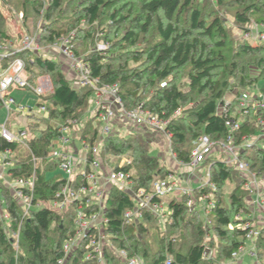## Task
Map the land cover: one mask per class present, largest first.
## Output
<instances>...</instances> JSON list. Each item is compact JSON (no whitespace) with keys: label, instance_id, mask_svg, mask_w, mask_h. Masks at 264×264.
Instances as JSON below:
<instances>
[{"label":"trees","instance_id":"trees-1","mask_svg":"<svg viewBox=\"0 0 264 264\" xmlns=\"http://www.w3.org/2000/svg\"><path fill=\"white\" fill-rule=\"evenodd\" d=\"M0 1L23 15L25 34H37L41 48L73 33V53L83 59L90 76L100 84L117 85L124 110L141 105L152 116L168 121L165 130L170 136L169 149L175 161L182 164L189 163L199 137L226 141L225 121L230 116L220 115L218 107L226 96L249 89L264 77V39L255 44L240 39L233 41L217 12L222 7H232L233 23L241 32H248L254 22L264 37V0H212L210 5L208 0H19L13 7L14 0ZM37 20L41 25L28 30L27 23ZM5 26L0 11V44L12 41L16 45L18 39L12 40ZM151 31L156 38L143 45V39ZM99 34L108 48L85 49L86 44L98 40ZM111 48L118 51L112 52ZM16 58L24 62L31 85H35L38 77L49 76L52 93L42 97L38 104L45 106L43 118L27 126V147L0 138V153L12 151L7 159L11 166L0 179V212L7 214L8 229L17 234L16 240L8 236L0 220V264H59L62 260H65L63 264H96L94 260H84L86 240L66 259L63 244L74 236L77 206H82L87 217L98 213V206L88 199L74 202L62 211L47 206L67 185L61 175L47 178L49 172L59 167L51 159L52 144L60 135L58 126L85 118L92 91L73 89L56 61L29 52L16 53L8 61ZM245 59L255 60L252 64L259 71L256 77L248 74ZM128 62L135 66L129 67ZM182 76L186 78L185 84H181ZM99 125L97 116H92L77 133L79 142L90 150L97 141ZM257 129L255 121L247 119L235 132L234 144L240 145L243 138L253 137ZM149 143L141 133L112 134L103 139L100 152L103 164L126 173L132 191L143 190L145 195L152 193L156 180L173 173L150 153ZM239 158L256 178L264 181V150L246 147ZM91 160L88 153L87 161ZM122 160L127 162L124 166L119 165ZM204 166L211 187L194 188L192 199L197 202L202 196H214L213 207L205 218L208 223L200 220L198 210L187 208L189 197L179 199L180 196L174 195L166 204L164 231L171 233L189 227L191 235L184 244V236L170 239L163 236L155 246H150L147 225L159 222L158 219L142 211L139 221L125 224L124 215L134 209V203L128 193L113 186L102 212L103 232L112 246L124 250L128 258L139 257L142 264H214L217 258L223 264H244L233 261L232 254L245 246L252 221L245 179L213 157L207 158ZM18 179H33L31 207L26 212L5 185ZM85 185L84 179L77 176L70 189L74 191ZM227 185L234 187L226 194L223 189ZM162 200L153 197L151 201ZM209 233L217 238V244L213 240L208 245L203 242ZM252 246L253 257L260 261L264 253V227L259 228ZM207 248L213 250L209 259ZM104 261L125 264L106 247Z\"/></svg>","mask_w":264,"mask_h":264},{"label":"built area","instance_id":"built-area-1","mask_svg":"<svg viewBox=\"0 0 264 264\" xmlns=\"http://www.w3.org/2000/svg\"><path fill=\"white\" fill-rule=\"evenodd\" d=\"M22 16L23 15L20 13L19 17L22 18ZM251 34L255 36V41L257 42L264 39L263 35L259 33L258 26H255L254 32L252 31ZM72 37L73 33L68 37L56 40L46 48L39 47L37 34L33 36H22L16 45L13 44L12 41L0 44V106L6 114L4 122L0 124V138L7 143H16L27 147V141L29 139L27 127L18 130L16 134L13 133L8 127L11 116L13 114H26L41 119L46 112L44 105L31 108L17 102L15 98L10 95L11 91H30L33 95L37 96L39 100L52 93V83L49 76H40L36 79L35 85H31L28 82L24 62L19 58L12 61H8V59L14 54L20 52H29L40 56L44 53L49 54L50 52V54H52L51 52H57L67 61L68 68L74 75V84H71L73 89L88 88L92 91L94 106L92 114L93 116H97V121L102 126L99 128L97 141L91 150L81 143L85 152V157L83 160H80L79 170L75 167L77 158H75L74 155L72 156L67 152H59L57 150H53L51 154V159L57 161L59 164L58 170L67 176L65 177L67 185L56 194L55 199L47 206L54 210L62 211L74 202H81L83 199H88V201L95 203L99 208L98 213L87 217L82 206H77L74 221V236L63 244L65 259L83 240H86L87 244L85 248L87 252L84 255L85 261L94 260L96 261V264H105L104 248L106 247L108 251L112 252L116 258L125 264H142V260L139 257L135 256L128 258L127 253L124 250L115 249L108 236L103 232V223L105 221L102 212L104 210L107 194L111 187H118L128 193L134 203V209L127 211L124 215L125 224L139 221L141 219L142 211L150 212L159 222L165 223L166 217L164 218V215L166 212L163 209L162 202L153 203L151 200L153 197L163 199L164 196L170 193L191 198L186 203V206L189 210H192L195 206L194 200L192 199L194 188L190 186L189 180L183 181L178 175L171 173L164 179L156 180L153 183L151 194L145 195L143 190L133 192L126 173L120 170L115 171L111 167L102 163L100 152L102 150L103 139L112 134L119 135L118 127L117 129L114 127V121L120 123H132L136 126L147 128L151 133L160 134L162 137L165 136L168 142V153L170 157L174 159V156L169 149L170 136L165 130L168 121H161L157 117L152 116L148 111L143 110L141 105L132 110H124L121 99L118 96L117 85L108 86L100 84L98 79L90 76L88 65L81 57H78L73 53L71 45ZM48 49L49 51H47ZM54 55L55 54H52L51 57L48 55L47 59L56 61L54 60ZM241 92L237 91L231 98L224 99L223 103L218 107L220 115L230 116V118H227L225 121V126L228 130L226 141L215 142L211 141L206 136H201L195 142V148L191 153L189 163L182 164L175 162L179 167L187 168L191 172H201L202 175L205 172V177H201L197 188L211 187L208 182V169L204 166L206 159L213 157V154L215 153L219 155H228L229 159L224 163L237 170L243 176L245 179L244 189L249 192L250 200L254 203L256 208L264 214V181L256 178V176L249 171L247 165L239 158L240 152L246 147H259L258 143H262L260 149L264 148V94H248ZM234 112L236 115L232 116ZM247 119H253L255 121V124L258 127L257 132L253 137L243 138L240 145H235L234 134ZM82 126L83 124L81 125V121L77 120L67 122L66 126H58L60 135L56 142H58L61 147H65L70 142L69 138H77V133ZM129 133L132 132H128L127 134ZM252 138L254 141L249 142V139ZM88 153H90L92 157L90 162L87 161ZM11 154L12 151L10 149L0 153V165L5 169L11 166V164L7 162V159ZM126 163L125 160H122L119 162V165L124 166ZM102 166H105L107 171H104L101 168ZM75 170L76 172L79 171V175L77 176H81L86 182V185L72 191L70 189V184L77 176L73 180H70V176ZM0 179H2V174H0ZM99 180L102 181L101 185L97 184V181ZM5 185L11 190L13 196L22 206L24 212L28 211L31 207L33 179H18L9 183L5 182ZM108 187L109 189H107ZM202 200L203 199L201 198V201ZM207 203L208 204L202 209L205 216L208 214L209 209L213 207V203ZM0 220L7 223V214H0ZM258 234L259 228L251 225L246 235V240L252 244ZM241 250L242 248L239 249L237 253L232 254L233 261H236L239 258ZM248 254L254 256L253 246ZM63 261L64 260L60 261L59 264H63Z\"/></svg>","mask_w":264,"mask_h":264},{"label":"rangeland","instance_id":"rangeland-1","mask_svg":"<svg viewBox=\"0 0 264 264\" xmlns=\"http://www.w3.org/2000/svg\"><path fill=\"white\" fill-rule=\"evenodd\" d=\"M209 1V5L213 2L212 0H208ZM19 2V0H14L13 3H11V6L13 7L15 4H17ZM11 7V8H12ZM211 7H213V10L215 9L214 6L211 5ZM232 7H222L220 9H215L217 10L219 16L224 20L225 22V25L229 31V33L231 34L232 36V39L233 41H238L239 39L240 40H244V41H247V42H250L251 44H255L257 41H255V36L251 34V32L253 31L254 32V28L256 26V24L253 22L251 24V27L249 29L248 32H241V30H239L233 23V17H232ZM0 11L3 13L4 17H5V24H6V31L8 32V35L12 38V40H17V43L19 42V40L21 39L22 36L26 35L25 32H26V29L27 27L23 26V21H22V18L19 17V13H18V10L15 9L14 7L12 9H10L7 5H4L1 3L0 1ZM18 13V14H17ZM41 25V22L40 20H37V21H33V24L32 23H27V26H28V30L32 29V27H35L36 29L38 28V26ZM259 30V28H258ZM103 36H101V34H99V37H98V40H96L92 45L91 44H86L85 46V49L86 48H95V49H104L106 50L108 47L106 46V42H104L102 40ZM156 38V35L154 34V32H150L148 36H146V38H144V42L145 44L143 45H146V43H150L151 41H153L154 39ZM235 43V42H234ZM233 43V45H234ZM85 49H82L83 51H85ZM87 49V50H88ZM113 49V48H111ZM86 50V51H87ZM49 51V49L47 50ZM85 51V52H86ZM118 50H114L112 52H117ZM84 52V53H85ZM48 53H44L42 54V56L44 58H47L48 57ZM245 62L243 63H248L247 66H248V74L254 78L256 77V75H258V69L256 68L255 64H252L254 63V59H245L244 60ZM250 63V64H249ZM128 66L129 67H134L135 64L133 62H128ZM186 82V78L184 76H182V80H181V84H185ZM14 91H18V90H14ZM14 91H11V92H14ZM10 92V94H11ZM24 92L26 93V96L23 97V101L26 103H29L30 105L32 106H35V101H38L39 98H37V96L33 95L32 92L30 91H18V92H15L16 94V98L15 100L17 102H19V100H21L22 98V93L24 94ZM264 92V77L260 78L255 84H253V86L249 89H246L244 91H242L241 93H248V94H259V93H262ZM30 94L32 97L30 100L26 101L25 97L28 96V94ZM235 92L231 93L230 95L226 96L224 99H229L232 97V95L234 94ZM13 97V96H12ZM22 101V100H21ZM94 109V106H93V96H91L90 98V103H89V106L87 108V111L85 113V118L81 121V125L84 124V122H86V120H88L90 117L93 116L92 114V111ZM236 113L234 112L232 114V116H235ZM242 119V118H240ZM5 120V111H3L1 109L0 111V124H2ZM101 126V124L99 125ZM102 127V126H101ZM13 133H17V130H12ZM118 133L119 135H126L127 133L125 132V128H121L118 130ZM70 139V142L65 146V147H61V146H58L56 140L54 141V143L52 144V149L53 150H57L59 152H67L69 154H71L72 156H78L79 154H75V147L78 149V152H83L84 149H83V146L82 144L79 142L78 138H69ZM149 140V144H150V153L156 157H158L160 160H161V163L165 166H169V164L172 162V157H170V155L168 154V142H167V139L165 136L161 137L160 140L158 141H152L150 139ZM254 141L253 138L252 139H249V142H252ZM258 143V142H257ZM258 148H261L262 147V143H258ZM264 150V148H262ZM163 150V151H162ZM160 152L164 153V156H161ZM213 159L214 160H217V161H222V162H226L228 159H229V156L226 155V154H213ZM80 160H82V157L80 158ZM174 160V159H173ZM112 161V160H111ZM111 166V164H110ZM104 171H107V168L105 166H102L101 167ZM75 169V168H74ZM169 169V168H168ZM106 173V172H105ZM54 175H61L63 178L67 177L64 173L60 172L58 169L55 170L54 172H49L47 174V178H51L53 177ZM77 175H79V171L76 172V170L73 172V174H71L70 176V180H73ZM203 177H205V172L203 173L202 175ZM9 183V182H8ZM234 187V185H227L223 191L227 194L228 192H230V190H232V188ZM175 195V193H170L166 196L163 197V200H162V204H163V209L165 210L166 214L164 215V218L166 217L167 218V203L168 201ZM186 197V196H185ZM177 198H181L180 197H177ZM203 200L202 201H198L197 202H194L195 203V206L194 208L196 210L199 211L200 213V216H201V219L200 220H204V223L207 221L205 220L206 216L204 214V212L202 211V209L208 204L207 202L209 201L210 203H213L214 201V196L213 195H205V196H202L201 197ZM200 198V199H201ZM209 198V199H208ZM0 214H2V212H0ZM199 216V217H200ZM243 217V215H241ZM247 216V215H246ZM261 219H258L257 217L255 218H252V221H251V225L255 226V227H261V224H260V221H264V214H261ZM165 218V220H166ZM251 219V217H249ZM135 222V221H133ZM137 222V221H136ZM197 222V221H196ZM158 223V225H157ZM157 223H154V224H151V225H147L148 226V229H149V234H148V240L150 242V246H155L156 244V241L159 240V238L163 237V238H175V237H178V236H184V238L182 239V244H184L187 239L189 238V236L191 235V229L189 227H186V229H182V230H175V231H171V233L169 232H166L164 231V223L162 222H157ZM198 223V222H197ZM208 223V222H206ZM5 224V230L8 234V236H10L12 239L16 240L17 239V234L16 233H13L11 232L9 229H8V225L7 223H4ZM207 225V224H206ZM207 228V227H206ZM175 240V239H174ZM213 240L214 243H218V240L215 236H213V233L212 234H205V236L203 237V242L206 243L208 245V243ZM252 244L249 243L248 241H246L245 243V246L243 247V249L241 250V253L239 254V258L236 260L238 262H241L239 260H241L240 258L244 257L245 255L247 256V253H250V250L252 248L251 246ZM249 246V247H248ZM14 248L16 251H18V247L16 245V243L14 244ZM244 254V255H243ZM213 255V250L212 249H209L207 248L206 250V258L209 259L210 256ZM249 256L245 257L244 259V264H264V253L263 255L261 256V259L260 261L256 260L255 257L253 256H250L251 254H248ZM65 261V260H64ZM63 261V262H64ZM121 261V260H120ZM243 261V260H242ZM223 260L220 259V258H217L214 262V264H223ZM226 264V263H224Z\"/></svg>","mask_w":264,"mask_h":264},{"label":"crops","instance_id":"crops-1","mask_svg":"<svg viewBox=\"0 0 264 264\" xmlns=\"http://www.w3.org/2000/svg\"><path fill=\"white\" fill-rule=\"evenodd\" d=\"M51 53L52 54H55L54 55V60H56V62L59 63L60 69H61L63 75L73 85L74 84V82H73L74 75L69 70L67 61L64 58H62L57 52H54V53L51 52ZM52 54H50V52H49V56L50 57H51ZM15 92H18V91L11 92V94H10L11 96H13V98H16L15 97L16 96ZM24 96H26V93L25 92H24V94L22 93V98H21L22 101L19 100V103H21V104H23V105H25L27 107L36 108L38 106V104L40 103V100L35 101V106H32V105H30L27 102L25 103L23 101V97ZM31 97L32 96L30 94H28V96L25 97L26 101L30 100ZM1 109L3 110V108L0 106V111H1ZM35 119H38V118H36L35 116L26 115V114H23V115L22 114H13L11 116V118H10L8 127L10 128L11 131L13 129L18 131V130H20V129H22L24 127H27L28 125H30L31 122H33ZM114 123H115L114 124V127L116 129L118 127V130L121 129V128H125V132L126 133H128V132L141 133L147 139H150L152 141H154V140L155 141H158L162 137L160 134L151 133L147 128H144V127H141V126H136V125H134L132 123H126V122L125 123H120L118 121H114ZM57 144H58V142H57ZM58 146H60V144H58ZM75 154H79L78 156H75V158H77V162H76L75 167L77 168V170H79L80 169V158L82 157V160H83V158L85 157V152L84 151L82 153L81 152H78V149L75 147ZM160 154H161V156H163V157L166 158V156H164V153L163 152L162 153L160 152ZM167 168H169L170 170H172V172L175 173L176 175H178L181 179H183V181L189 180L190 186L192 188H197L198 187L199 181L201 180V177H202L201 172H191L187 168H181V167H179L176 164L175 160H173V159H172V162L169 164V166ZM5 172H6V169L3 168L2 165H0V174L3 175ZM97 184L98 185H101L102 184V181L101 180L97 181ZM107 189H109V187ZM248 204H249V209H250V213H251L250 214V217L251 218L257 217L258 219H261L262 218L261 217V214L262 213L256 208V206L254 205V203H252V201L250 200L248 202ZM166 211H168V209H166ZM260 224H261V227H264V221L261 220L260 221ZM258 228H260V227H258ZM247 256H249L248 253H247ZM247 256L245 255L244 257L240 258L241 259V262L244 263V260H245L244 258L247 257ZM250 256H253V255H250Z\"/></svg>","mask_w":264,"mask_h":264},{"label":"bare ground","instance_id":"bare-ground-1","mask_svg":"<svg viewBox=\"0 0 264 264\" xmlns=\"http://www.w3.org/2000/svg\"><path fill=\"white\" fill-rule=\"evenodd\" d=\"M64 67V66H63ZM150 113V112H149Z\"/></svg>","mask_w":264,"mask_h":264}]
</instances>
